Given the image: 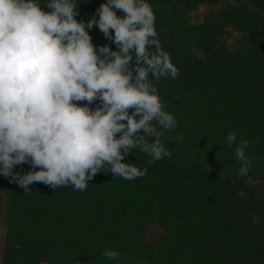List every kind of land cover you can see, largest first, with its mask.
Segmentation results:
<instances>
[{
    "label": "trees",
    "instance_id": "trees-1",
    "mask_svg": "<svg viewBox=\"0 0 264 264\" xmlns=\"http://www.w3.org/2000/svg\"><path fill=\"white\" fill-rule=\"evenodd\" d=\"M252 1L253 8L228 2L191 23L198 5L220 0H148L161 46L179 70L175 79L154 81L177 120L161 137L171 156L149 163L133 149L125 162L146 169L143 177H114L106 165L84 191L35 183L25 192L0 175V192L10 195L2 264H264V0ZM104 2L77 0L76 19H98ZM230 28L240 35L224 40ZM88 31L97 47L116 48L97 26ZM231 131L237 143L250 141L248 175L260 171L261 184L209 164ZM236 146H227L228 156L240 166ZM29 170V164L14 168ZM150 225L161 228L155 240L147 236ZM107 249L118 250V260H107Z\"/></svg>",
    "mask_w": 264,
    "mask_h": 264
},
{
    "label": "clouds",
    "instance_id": "clouds-1",
    "mask_svg": "<svg viewBox=\"0 0 264 264\" xmlns=\"http://www.w3.org/2000/svg\"><path fill=\"white\" fill-rule=\"evenodd\" d=\"M96 13L85 24L76 19L77 0H0V175L25 192L35 183L84 191L106 165L114 177H143L146 169L125 162L133 149L149 163L171 156L161 137L177 120L154 81L179 70L158 39L151 4L106 0ZM94 26L115 49L92 42ZM224 143L237 144V175L247 176L250 141L237 143L231 131ZM21 164L30 170L14 171ZM120 255L103 252L110 261Z\"/></svg>",
    "mask_w": 264,
    "mask_h": 264
},
{
    "label": "rangeland",
    "instance_id": "rangeland-1",
    "mask_svg": "<svg viewBox=\"0 0 264 264\" xmlns=\"http://www.w3.org/2000/svg\"><path fill=\"white\" fill-rule=\"evenodd\" d=\"M228 2L234 4L238 2H244L250 8L254 7V3L252 0H220V2L215 5L201 3L194 10H192V12L189 13L188 15L189 20L191 23L202 22L205 17L212 15L214 12L219 13L220 11L224 10L225 5ZM228 33L231 35V37L224 36V40L233 41L234 37L240 35V33H238L236 30H233L232 28L228 29ZM198 53L201 55L200 50H198ZM204 146L205 145H202V147ZM206 150L207 148H203L202 152ZM229 154H230L229 149H227V146L223 144L222 150H218V153L209 159V164L211 166L216 167L217 169H220L222 167L220 171L223 172V174H225L226 176H232L233 174L238 172L240 166L234 165L233 159L230 156H228ZM259 173L261 172L255 171V175L253 176L248 175L247 181L252 184H261L262 181L260 180V178L256 176ZM261 194L264 196V188ZM9 210H10V195L5 192H0V264H2L3 262V252L6 244V232H7L8 221L10 216ZM146 233L150 240H155L160 235L161 228L156 225H150L147 227Z\"/></svg>",
    "mask_w": 264,
    "mask_h": 264
}]
</instances>
